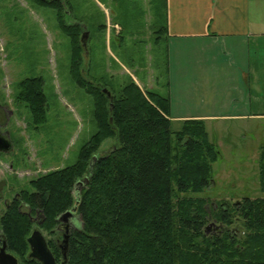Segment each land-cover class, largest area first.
I'll list each match as a JSON object with an SVG mask.
<instances>
[{"label": "trees", "instance_id": "trees-1", "mask_svg": "<svg viewBox=\"0 0 264 264\" xmlns=\"http://www.w3.org/2000/svg\"><path fill=\"white\" fill-rule=\"evenodd\" d=\"M36 1L58 10L60 27L72 38L70 74L93 98L96 131L74 163L30 179L32 190L21 189L8 202L0 215V246L5 243L21 264H39L28 255L34 219L51 235L58 232L59 215L75 207L81 226L68 235L65 264H264V145L258 157L263 195L219 203L212 217L221 226L208 232L206 201L191 195L212 182V163L219 156L204 122L186 119L172 131L168 96L143 90L131 76L118 92L110 90V108L105 86L81 72L77 24L63 23L57 0ZM165 32L164 22L153 32L155 41ZM15 100L27 105L35 124L45 122L40 77L20 80ZM107 138L115 143L97 155L89 176L90 160ZM87 176L75 197L76 182ZM48 246L60 263V245L50 239Z\"/></svg>", "mask_w": 264, "mask_h": 264}, {"label": "rangeland", "instance_id": "rangeland-1", "mask_svg": "<svg viewBox=\"0 0 264 264\" xmlns=\"http://www.w3.org/2000/svg\"><path fill=\"white\" fill-rule=\"evenodd\" d=\"M57 1L63 23L77 24L79 40L84 30L89 32L81 54V72L87 80L118 92L131 76L143 90L167 93L165 38L163 35L156 42L153 33L158 24H164L163 0ZM158 6L160 16L156 18ZM59 18L56 8L36 0H0V132L11 143L9 150L0 151V215L6 201L21 189L32 190L30 179L74 163L80 147L96 131L93 98L71 77L73 42L60 27ZM27 77L43 81L47 107L43 123L35 124L27 105L15 100L18 82ZM176 87L183 86L176 82ZM174 90L175 104L178 94ZM187 90L185 87V93ZM246 96L250 103L242 110L244 117L204 121L219 156L212 163V182L191 195L205 199L209 218L205 227L211 233L220 226L212 217L219 203L263 195L258 157L264 145V72L257 76L251 72ZM232 107H220L217 112H242ZM3 115L6 118L2 119ZM181 124L172 120L171 130H178ZM114 143L113 138H107L96 155L108 152ZM73 193L78 196L76 187ZM73 214L72 226L79 228L76 209ZM37 221L35 218L33 228H38ZM41 232L48 240L62 239L61 232Z\"/></svg>", "mask_w": 264, "mask_h": 264}, {"label": "crops", "instance_id": "crops-1", "mask_svg": "<svg viewBox=\"0 0 264 264\" xmlns=\"http://www.w3.org/2000/svg\"><path fill=\"white\" fill-rule=\"evenodd\" d=\"M164 22L171 121L244 117L251 72H264V0H165ZM229 105L242 112H217Z\"/></svg>", "mask_w": 264, "mask_h": 264}, {"label": "water", "instance_id": "water-1", "mask_svg": "<svg viewBox=\"0 0 264 264\" xmlns=\"http://www.w3.org/2000/svg\"><path fill=\"white\" fill-rule=\"evenodd\" d=\"M89 32L84 30L80 36V42L82 45V48L86 50V41L88 38ZM102 92L107 95V97L110 100V108L112 107V93L107 88H102ZM6 144H4V138L0 136V151L1 150H7V147L5 148ZM98 159V156L94 154L90 160L89 163V176L92 173V169L94 166L95 161ZM89 176L84 177L83 179L76 182V190L77 192L80 191V188L84 186L85 183L88 182ZM75 211V207L66 210L65 212L61 213L58 220L68 223L69 219L73 217V213ZM68 235H65L62 239V257L63 260L58 263L55 260L54 255L52 254L51 250L48 247L47 241L43 233L38 228H33L30 232L29 236L27 237V242L29 244V256L37 259L39 261V264H65L66 262V254H65V245L67 243ZM0 264H21L18 260V258L11 252H9L6 249L5 243H2L0 246Z\"/></svg>", "mask_w": 264, "mask_h": 264}, {"label": "flooded vegetation", "instance_id": "flooded-vegetation-1", "mask_svg": "<svg viewBox=\"0 0 264 264\" xmlns=\"http://www.w3.org/2000/svg\"><path fill=\"white\" fill-rule=\"evenodd\" d=\"M3 116H4V115H3ZM6 116H7V113H6ZM6 116L2 117V119H3V118H6ZM0 136H1L2 138H4V144H6L5 148L7 147V149H8V148L10 147L11 143H9L10 141H9L7 135H6L5 133H1V132H0ZM1 151H5V150H1ZM18 194H19V192L16 193V194L12 197V199H13V198H17V197H18ZM12 199H11V200H12ZM11 200H10V201H11ZM10 201H9V202H10ZM7 204H8V202L6 201L5 206H6ZM74 220H75L74 215H73V217H71V218L69 219V222H68V223H65V222H62V221L58 220V225H57L56 229H57L58 232H61V234H62V239L64 238L65 235H69V233L71 232V230H72L73 228H75L74 226H72ZM220 226H221V225H220ZM62 239H61V240H60V239H57V243L60 245L61 249H62V245H63V244H62ZM46 241H47V244H48V239H47V238H46ZM61 244H62V245H61ZM48 247H49V246H48Z\"/></svg>", "mask_w": 264, "mask_h": 264}]
</instances>
